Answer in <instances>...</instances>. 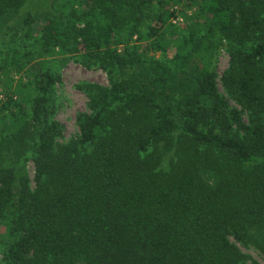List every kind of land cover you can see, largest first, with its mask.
Masks as SVG:
<instances>
[{"label":"trees","instance_id":"obj_1","mask_svg":"<svg viewBox=\"0 0 264 264\" xmlns=\"http://www.w3.org/2000/svg\"><path fill=\"white\" fill-rule=\"evenodd\" d=\"M30 1L0 0V77L23 74L0 94V264H248L231 237L264 254V0H185L180 26L183 0H62L12 24ZM58 51L110 76L80 86L92 113L65 145L60 77L30 67Z\"/></svg>","mask_w":264,"mask_h":264},{"label":"rangeland","instance_id":"obj_2","mask_svg":"<svg viewBox=\"0 0 264 264\" xmlns=\"http://www.w3.org/2000/svg\"><path fill=\"white\" fill-rule=\"evenodd\" d=\"M62 0H31L27 3L24 9L18 15L9 18L12 24L16 22H23L26 18L28 11L33 12V19L35 21L42 20L47 17L60 16L58 7L61 5ZM172 11H175L176 17L172 19L173 24L184 25L193 17L196 9L186 4V1H180L174 5ZM10 23V24H11ZM35 32L38 33L37 28ZM34 35H36L34 33ZM1 41V40H0ZM13 44H11L12 46ZM10 46V47H11ZM144 48V45L142 46ZM8 54L7 46H0V61L3 60ZM157 59H162L161 53L152 54ZM230 57L226 48H222L217 55L214 63V70L218 75V88L220 93L225 97L226 102L232 108H236L242 114L245 121L249 120V113L245 108L239 105L234 98L228 94L222 82V76L229 68ZM39 71H52L60 77L57 83V111L54 120L60 124L63 129V136L57 141L60 145L68 144L70 141L76 139L80 134V127L78 118L82 114H91L90 100L88 95L80 89L82 84H94L105 88H110V76L108 72L101 67V65L86 66L83 63L81 55H63L61 52L55 53L53 56L41 60H35L30 65ZM26 73H29L28 71ZM21 76H15L14 81L8 82L4 77H0V94H6L9 88L14 89L17 81ZM4 97H1L3 99ZM4 123L0 124V145L2 144L1 130H5ZM2 146H0L1 152ZM1 155V154H0ZM1 157V156H0ZM26 170L28 172L31 186L36 189L35 182V168L33 164L32 152L26 154ZM211 181V179H207ZM3 227L0 226V241L2 239ZM231 241L240 249V251L247 256L248 264H264V254L261 249L254 243L247 245L236 241L231 237Z\"/></svg>","mask_w":264,"mask_h":264}]
</instances>
